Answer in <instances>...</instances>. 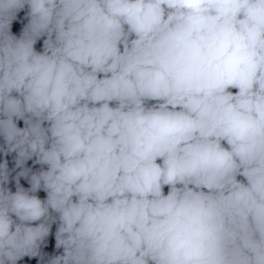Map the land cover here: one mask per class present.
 Masks as SVG:
<instances>
[{
  "label": "clouds",
  "instance_id": "1",
  "mask_svg": "<svg viewBox=\"0 0 264 264\" xmlns=\"http://www.w3.org/2000/svg\"><path fill=\"white\" fill-rule=\"evenodd\" d=\"M0 264H264V0H0Z\"/></svg>",
  "mask_w": 264,
  "mask_h": 264
}]
</instances>
